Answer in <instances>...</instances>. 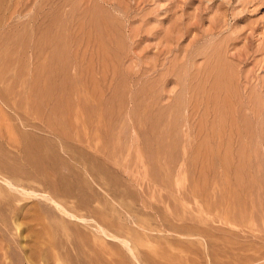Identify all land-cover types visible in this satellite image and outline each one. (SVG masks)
Listing matches in <instances>:
<instances>
[{
    "label": "rangeland",
    "instance_id": "1",
    "mask_svg": "<svg viewBox=\"0 0 264 264\" xmlns=\"http://www.w3.org/2000/svg\"><path fill=\"white\" fill-rule=\"evenodd\" d=\"M0 264H264V0H0Z\"/></svg>",
    "mask_w": 264,
    "mask_h": 264
},
{
    "label": "bare ground",
    "instance_id": "2",
    "mask_svg": "<svg viewBox=\"0 0 264 264\" xmlns=\"http://www.w3.org/2000/svg\"><path fill=\"white\" fill-rule=\"evenodd\" d=\"M58 207V206H57ZM65 211V210H64ZM99 229H101V227L99 228ZM105 233V232H104ZM106 235V234H105Z\"/></svg>",
    "mask_w": 264,
    "mask_h": 264
}]
</instances>
